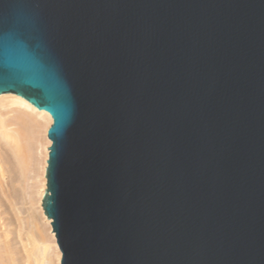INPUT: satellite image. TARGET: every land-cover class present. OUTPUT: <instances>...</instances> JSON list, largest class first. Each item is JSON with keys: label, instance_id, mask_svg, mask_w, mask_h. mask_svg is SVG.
<instances>
[{"label": "water", "instance_id": "95a60500", "mask_svg": "<svg viewBox=\"0 0 264 264\" xmlns=\"http://www.w3.org/2000/svg\"><path fill=\"white\" fill-rule=\"evenodd\" d=\"M0 95L61 264H264V0H0Z\"/></svg>", "mask_w": 264, "mask_h": 264}, {"label": "bare ground", "instance_id": "6f19581e", "mask_svg": "<svg viewBox=\"0 0 264 264\" xmlns=\"http://www.w3.org/2000/svg\"><path fill=\"white\" fill-rule=\"evenodd\" d=\"M52 120L53 118L48 111L37 109L19 95H0V264L16 263V257H14L13 254L15 253V247L17 249L19 246L17 244L13 246V243L10 244L12 242L11 239L13 241L15 240L10 238L9 232L11 234V226L15 227L16 225L17 233H15L19 234L18 237L21 236L20 232L22 231H18L17 224L22 221L21 218H24V216L23 212L20 213L23 206L20 207L19 204L25 201L29 202L30 205L32 204L31 206H38L37 208L39 209L36 210L35 208V212L39 211L43 215L46 219V227L50 230L47 232H51V239L49 240H51L53 244L48 246V249L46 248L47 246L44 245L48 251L45 253L46 258L42 256L46 259V261L44 259L43 262H45V264H61L62 252L53 230L52 219L44 214L43 208V197L47 188V160L49 157V146L51 145V139L48 137V129L52 124ZM28 179L32 180L30 184ZM31 211L33 212V210ZM31 214H33L32 216L34 218L38 213L36 215L34 213ZM31 214L29 213V215ZM42 215L40 217H42ZM24 223L26 224V221ZM21 225L23 226V223H21ZM18 227L20 229V225H18ZM45 231L46 230H44L43 233ZM45 233L44 235L49 238V234L46 233V235ZM16 234L13 235L15 236ZM29 237L31 238V236ZM8 238H10V240H8ZM36 238L33 241L35 245H37L35 243ZM27 241L30 242L29 238ZM33 242L30 243L33 244ZM31 244L28 246L36 247L34 244ZM47 245H49L48 242ZM24 246L25 244L20 248L26 249ZM45 248L43 249L42 246V250L45 251ZM25 249L23 251H25ZM36 249L38 250L39 247L37 246ZM27 250L31 251L32 249L27 248ZM42 250L40 249L41 255H44V251L42 252ZM19 251L22 250L20 249ZM28 251L25 253L27 257L31 254H28ZM36 253L35 251L34 254ZM16 254L17 253H15V255ZM19 256H21L22 259V263L20 262V264H25L24 261L26 258L22 257V255ZM32 257L35 258L36 256L34 255ZM28 258L31 259V257ZM16 259L19 264V260L21 259L18 260V257ZM26 261V263L29 262L28 260ZM34 261L38 262L36 260Z\"/></svg>", "mask_w": 264, "mask_h": 264}, {"label": "rangeland", "instance_id": "374dc122", "mask_svg": "<svg viewBox=\"0 0 264 264\" xmlns=\"http://www.w3.org/2000/svg\"><path fill=\"white\" fill-rule=\"evenodd\" d=\"M28 180H29L28 182H29V184H30V181L32 182V180H31V179H28ZM27 200H28V198H27ZM24 201H25V200H24ZM28 201H29V200H28ZM28 205H29V206H28ZM31 205H32V204H31ZM31 205H30V203L27 202V201H25V202L19 204L20 207L23 206V207H22L23 209L21 208L22 211H21L20 213L23 212V216H24V218H21L22 221H20V223L17 224V228H18V231L21 230L22 232L19 231V232L21 233V234H20L21 236L18 237L19 234H16V233H17V231H16V230H17V229H16V225H15V227H14V226H13V227L11 226V228H12V229L14 228L15 231H14V229H13V232H12V229H11V234H10V232H9V236H11L10 238H13L15 241H13V240L11 239L12 242L10 241V242H11L10 244L13 243V244H12L13 246H16V244L19 246V248H17V249H16V247H15V253H17V254H16V255H15V253L13 254L14 257H16V258L18 257V260L21 259V256H19V255H22V257H25V258H26V259L24 258V259H25V261H24L25 264H29V263H30V264H34V263L36 264V263H38L39 261H40V262H39L38 264H45V262H43L44 259L46 258V257H45L46 254H45V253H47V251H48V250H47V249H48V246H51V245L53 244V242H52L51 240H49V239H51V238H50V236H51V232H47V231H50V230L47 229V227H46V226H47L46 223H45V222H46V219L43 217V215H42L39 211H36V212H35V208H36V210L39 209V208H37V207H38V206H37L38 204L36 205L37 207H35V205H33V206H31ZM27 210H28V211H27ZM31 210H33V212H32ZM29 213H30V214H31V213H34L35 215L38 213V214H37L38 216L36 215V216H34V218H33V216H32L33 214L29 215ZM40 214L42 215V217H40V216H41ZM39 215H40V216H39ZM26 217H27V218H26ZM25 218H26V219H25ZM31 220H32V221H31ZM25 221H26V224L24 223ZM34 222H35L36 224H35ZM21 223H23V226L21 225ZM30 223H31V225H30ZM39 223H40L41 225H40ZM43 223H44V224H43ZM24 224H25V225H24ZM18 225H20V229H19ZM42 227H43L44 230H46L45 232L49 234V235H48L49 238L46 237V236L44 235L45 232L43 233L44 230L42 229ZM31 230H32V231H31ZM42 230H43V231H42ZM15 232H16V233H15ZM26 232H27V233H26ZM22 233H23V234H22ZM46 233H45V234H46ZM13 234H16L17 236H16V235L14 236ZM35 234H36V235H35ZM25 235H27V236H25ZM46 235H47V234H46ZM24 236H25L26 238H25ZM29 236H31L32 240H31V238H30ZM34 236H35V238L37 237V238H36V242H35L37 245H35L34 242H33L34 239H35ZM15 237H16V238H15ZM17 237H18L20 240H19ZM39 237H40V239H39ZM10 238H8V240H10ZM22 238H23V240H24L25 243L23 242ZM28 238H29V241H30L31 243L33 242V244H34L36 247H37V246L39 247V249L37 250L36 247L34 248V247L32 246V247L34 248V250L37 252L36 254H34L35 251L33 250V248H32L31 246H30V247L28 246V245L31 244L30 242L27 241ZM45 239H46V240H45ZM40 240H41V241H40ZM47 240H48V241H47ZM16 241H17L18 243H17ZM21 241H22L23 243H22ZM42 241H43V242H42ZM15 242H16V243H15ZM26 242H27V243H26ZM47 242H48L49 245H47ZM29 243H30V244H29ZM38 243H39V245H38ZM40 243H41V244H40ZM50 243H51V244H50ZM21 244H22V246H23V244H25V246H24V247H26V249L24 248L25 251H23V250H24L23 248H20V247H22ZM33 244H31V245H33ZM44 245L47 246V247H46L47 249L45 248ZM18 246H17V247H18ZM42 246H43V249H44V248L46 249L45 251L42 250ZM27 248H28V249L30 248V249H32V250H31V251H30V250L28 251ZM20 249H21L23 252H22V251H19ZM40 249L42 250V252L44 251V253H43L44 255H41L42 253H41ZM27 251H28V254L31 253V254L28 256V257H31V259L27 257V254L25 255V253H27ZM32 251H34V252H32ZM39 252H40V253H39ZM33 254L36 256L35 258L32 257V256H34ZM42 256H44L45 258H43ZM16 258H15V260H16V263L18 264V261H17ZM33 258H34V259H33ZM26 260H28L29 262L26 263V262H27ZM32 260H33V261H32ZM34 260H36V261H38V262H35ZM21 261H22V259L19 260V264H20ZM30 261H31L32 263H31ZM45 261H46V259H45ZM41 262H42V263H41ZM16 263H15V264H16ZM21 263H22V262H21Z\"/></svg>", "mask_w": 264, "mask_h": 264}]
</instances>
